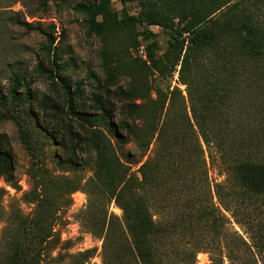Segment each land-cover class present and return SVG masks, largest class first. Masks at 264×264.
Wrapping results in <instances>:
<instances>
[{
    "label": "trees",
    "instance_id": "1",
    "mask_svg": "<svg viewBox=\"0 0 264 264\" xmlns=\"http://www.w3.org/2000/svg\"><path fill=\"white\" fill-rule=\"evenodd\" d=\"M137 1V11L123 18L111 0L75 9L88 33L100 37L123 26L135 37L154 36L151 25L169 34L164 58L154 54L156 40L147 45L153 70L167 81L156 95L137 81L114 91L105 82L100 94L84 101L83 81L65 75L68 64L54 33L46 36V58L36 71L58 95L33 91L27 70L13 71L7 91L0 86V106L24 107L46 142L57 145L62 169H92L85 180L56 174L43 146L21 127L35 180L27 197L35 208L10 214L0 264L64 260V254L54 255L61 242L56 219L81 188L88 195L83 222L103 239L102 264H189L215 245L219 253L206 264H225L224 256L229 264H264V0ZM177 66L187 95L167 80ZM8 113L0 111V117ZM212 168L223 178L211 179ZM14 171V151L0 135V175L10 181ZM112 202L121 217L109 212ZM180 236L197 249L179 251L174 240ZM93 252L69 255L71 264H85Z\"/></svg>",
    "mask_w": 264,
    "mask_h": 264
},
{
    "label": "rangeland",
    "instance_id": "2",
    "mask_svg": "<svg viewBox=\"0 0 264 264\" xmlns=\"http://www.w3.org/2000/svg\"><path fill=\"white\" fill-rule=\"evenodd\" d=\"M87 1L91 0H0V86L7 91L11 87L9 78L13 71L27 70L34 77L33 91L58 95L50 88V82L36 71L40 59L46 58L48 44L46 36L54 33L57 36L55 45L59 47L63 59L68 64L65 75L72 82L83 81L81 95L84 101L95 93L100 94L105 82H108L111 91H114L130 81H137V87L141 88L145 85L150 95H156L157 87H164L167 81L158 71L153 70L147 57V45L150 41L156 40L154 54L162 59L169 48V34L157 25L149 26V29L155 33L151 38H146L142 34L135 37L134 33H129L128 28L124 26L116 35L100 37L90 34L82 16L75 9L76 5ZM111 7L120 18H123L136 12L139 4L137 0H111ZM3 10H9L10 13H5ZM8 17L25 19L38 28L31 26L28 29ZM139 30L142 31L143 27L139 26ZM141 47L145 50V54L140 51ZM179 69L180 66H177L173 75L167 80L171 82L172 87L177 86L183 95H187V85L180 80ZM86 103L91 104L89 100ZM0 111L9 112V116L5 114L0 117V135L9 139L15 154L14 177L8 181L5 176L0 175L1 242L10 214L20 211L28 215L35 208V204L27 197L34 188L35 180L30 174L32 157L23 142L21 127L28 128L33 139H37L39 145L43 146L46 165L56 174L70 173L85 180L92 175V169L89 166L72 170L62 169L58 162L61 155L57 152V145L46 142L34 121L31 123L28 116L25 117L24 107L20 103L9 102L6 106H0ZM75 128L77 129L78 126ZM126 147L130 148L132 144L128 143ZM86 155V152L81 154L82 157ZM210 176L211 179L223 178L218 175L215 168L211 169ZM71 197L72 203L65 207L56 219L55 230L60 235L61 242L54 255L62 253L66 256L56 264H71L69 255L86 249H93L94 252L85 264H102L103 239L87 229L83 222L88 195L81 188L72 193ZM108 208L110 213L122 216L121 209L114 202L110 203ZM234 225L242 232L237 224ZM174 243L179 251L193 252L197 247L185 236L177 237ZM211 253H219L217 245L215 249L210 247L199 251L195 260L190 257L189 264H206L210 261ZM223 260L225 264H229L226 256Z\"/></svg>",
    "mask_w": 264,
    "mask_h": 264
},
{
    "label": "built area",
    "instance_id": "3",
    "mask_svg": "<svg viewBox=\"0 0 264 264\" xmlns=\"http://www.w3.org/2000/svg\"><path fill=\"white\" fill-rule=\"evenodd\" d=\"M140 51H141L143 54L146 53L145 50L143 49V47L140 48Z\"/></svg>",
    "mask_w": 264,
    "mask_h": 264
}]
</instances>
